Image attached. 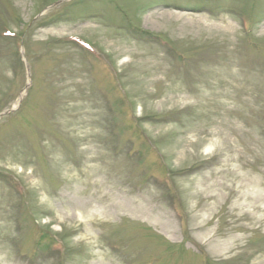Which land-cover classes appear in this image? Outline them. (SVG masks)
<instances>
[{"label": "rangeland", "instance_id": "rangeland-1", "mask_svg": "<svg viewBox=\"0 0 264 264\" xmlns=\"http://www.w3.org/2000/svg\"><path fill=\"white\" fill-rule=\"evenodd\" d=\"M5 112L0 264H264V0H0Z\"/></svg>", "mask_w": 264, "mask_h": 264}, {"label": "bare ground", "instance_id": "bare-ground-1", "mask_svg": "<svg viewBox=\"0 0 264 264\" xmlns=\"http://www.w3.org/2000/svg\"><path fill=\"white\" fill-rule=\"evenodd\" d=\"M181 16L187 15V14H180ZM198 18H203V16H198Z\"/></svg>", "mask_w": 264, "mask_h": 264}, {"label": "trees", "instance_id": "trees-1", "mask_svg": "<svg viewBox=\"0 0 264 264\" xmlns=\"http://www.w3.org/2000/svg\"><path fill=\"white\" fill-rule=\"evenodd\" d=\"M7 38H10V37H7Z\"/></svg>", "mask_w": 264, "mask_h": 264}]
</instances>
